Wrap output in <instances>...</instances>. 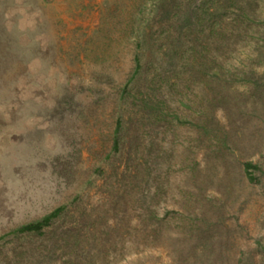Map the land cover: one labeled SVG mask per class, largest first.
Returning a JSON list of instances; mask_svg holds the SVG:
<instances>
[{"label": "rangeland", "instance_id": "374dc122", "mask_svg": "<svg viewBox=\"0 0 264 264\" xmlns=\"http://www.w3.org/2000/svg\"><path fill=\"white\" fill-rule=\"evenodd\" d=\"M137 2L0 0V234L84 189L93 264H264V174L250 181L243 169L251 158L264 166V63L258 83L235 81L227 100L209 104L193 87L190 104L214 113L217 135L160 123L143 135L136 182L126 155L116 171L102 160L133 66L127 31ZM100 164L107 180L96 178Z\"/></svg>", "mask_w": 264, "mask_h": 264}, {"label": "trees", "instance_id": "16d2710c", "mask_svg": "<svg viewBox=\"0 0 264 264\" xmlns=\"http://www.w3.org/2000/svg\"><path fill=\"white\" fill-rule=\"evenodd\" d=\"M262 7L264 0H138L127 31L133 66L119 93L112 145L102 159L113 171L126 155L127 177L136 182L145 156L140 151L143 135L160 123L166 130L173 122L193 126L203 138L217 135L214 113L190 104L199 96L193 87L200 86L210 104L223 96L227 100L235 81L258 83L255 66L264 63ZM175 105L190 108L191 117H183ZM197 113H202L200 120L193 117ZM243 169L250 181L260 180L257 172L264 174V166L252 158ZM94 171L96 178L111 177L102 164ZM83 198L84 189L43 216L0 234V254H11L8 260L0 258V264H80V258L93 264L96 255L88 245L94 212L87 211ZM14 239L22 241L5 248ZM257 244L264 249L261 239Z\"/></svg>", "mask_w": 264, "mask_h": 264}]
</instances>
